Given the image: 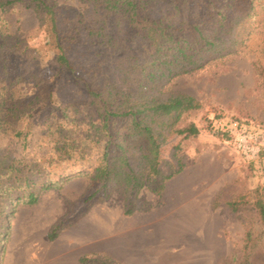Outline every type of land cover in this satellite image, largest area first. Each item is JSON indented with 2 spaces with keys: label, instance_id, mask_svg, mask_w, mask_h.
Listing matches in <instances>:
<instances>
[{
  "label": "rangeland",
  "instance_id": "rangeland-1",
  "mask_svg": "<svg viewBox=\"0 0 264 264\" xmlns=\"http://www.w3.org/2000/svg\"><path fill=\"white\" fill-rule=\"evenodd\" d=\"M15 1L18 3L0 9V45H12L0 52L7 64L0 77V184L12 186L7 195L0 193V234L9 226L6 243L0 242V264H4L8 249L35 255L43 249L57 250L48 235L60 221L65 225L57 238L62 233L70 235L68 239L77 243L72 253L84 257L85 264H264V230L251 205L256 192L264 194V147L258 156L247 158L231 140L208 127V120L215 117L264 125V25L240 53L180 76L166 87V94H185L200 104L177 125V129H184L194 124L200 134L189 139L171 138L182 148L186 169L168 182L161 196L149 188L141 192V203L152 207L136 211L147 214L135 215L141 220L135 222L134 215H124V187L98 201L99 187L91 188L78 176L67 179L59 189L41 192L38 204H16L6 215L3 211L11 198L21 193L20 180L28 177L38 187L51 172L90 171L107 142L90 126L98 122L101 107L80 106L86 78L81 65L75 74L61 73L55 65L56 52L47 46V35L39 30L40 19L29 7L31 0ZM56 1L67 16L77 14L79 19L93 7L80 0ZM113 19L108 33L117 37L116 47L113 43L106 48L97 46L96 37L84 41L93 46L96 70L100 66L104 70L100 78L106 75L119 85V65L129 64L128 54L139 53L143 40L131 29L119 33ZM8 37L14 39L7 42ZM22 41L25 44L18 45ZM81 46L83 43H77L72 49L77 57ZM26 47L31 48L27 53ZM74 61L79 64L80 59L75 57ZM18 77L23 80H16ZM18 106L29 108L19 121L11 117V110ZM128 123L121 118L111 126ZM92 194L97 196L93 199ZM240 197L250 202L234 212L228 205ZM94 226L100 228L101 236L100 245L95 246L90 241ZM248 233L252 241L246 249ZM118 240L127 241L130 248L118 251Z\"/></svg>",
  "mask_w": 264,
  "mask_h": 264
},
{
  "label": "trees",
  "instance_id": "trees-1",
  "mask_svg": "<svg viewBox=\"0 0 264 264\" xmlns=\"http://www.w3.org/2000/svg\"><path fill=\"white\" fill-rule=\"evenodd\" d=\"M80 1L93 6L80 19L77 14L67 16L56 0H31L29 7L33 8L40 19L39 30L47 35L46 44L49 49L56 52L55 65L61 73L75 74L77 66L81 65L86 78L82 88L84 100L80 106L101 107L98 122H91L90 126L98 138L104 137L107 142L97 164L90 171L80 169L75 174L51 172L38 187L28 177L24 180L18 178L21 193L11 198L10 206L3 214L12 213L9 209L16 204H38L41 192L59 189L67 179L75 176L85 178L91 188L99 187L98 201L107 200L114 190L124 187L126 217L136 211H149L152 207L140 201L141 192L149 188L161 196L168 182L186 169L181 156L182 148L179 144H173L171 138L178 135L189 139L200 134V129L194 124L177 129L184 115L198 110L200 104L185 94L168 95L165 93L166 87L180 76L203 70L217 60L240 53L255 31L264 25V0ZM16 3L15 0H0V9ZM112 16L119 33L131 29L137 31L143 40L139 53L128 54L129 64L119 65L122 81L119 85L110 82L106 75L100 78L104 70L102 66L96 70L97 66L92 63L96 56L92 55L93 46L84 41L96 37L98 40L94 42L95 45L106 48L113 43L116 47L117 37H111L108 33ZM13 39L8 37L6 41L11 42ZM22 43L24 41L18 45ZM77 43L79 46L83 43L78 57L72 50ZM11 46L0 45V52L3 53ZM29 49L26 47L25 53ZM75 57L80 59L79 64L74 61ZM1 61L3 66L0 64V77L7 65L5 56ZM16 80L23 79L18 77ZM35 100L30 104H34ZM17 108L11 110V117L19 121L29 112V108ZM121 118L128 119L129 123L118 128L111 126ZM219 119L223 118L208 120V127L216 135L230 141L228 134L215 130L214 121ZM10 184H0V193L7 195ZM96 196L92 194L90 197L94 199ZM252 199L251 205L264 230V194L256 192ZM249 202L246 197H240L228 206L238 212ZM64 225L60 221L52 227L48 238L55 240ZM5 229V233L0 234L3 245L7 240L9 226ZM251 241L252 234L248 233L246 249ZM86 262L82 259L83 264Z\"/></svg>",
  "mask_w": 264,
  "mask_h": 264
},
{
  "label": "crops",
  "instance_id": "crops-1",
  "mask_svg": "<svg viewBox=\"0 0 264 264\" xmlns=\"http://www.w3.org/2000/svg\"><path fill=\"white\" fill-rule=\"evenodd\" d=\"M183 174V173H182ZM181 174V175H182ZM181 175H179L177 178H179ZM176 179V178H175ZM147 215L143 212H136L134 213L131 218L135 219V222H138V220H141L140 217H135V215ZM92 238L90 237H83L82 240H85L87 238L92 241L93 246H95L96 243L100 245V228L95 227L93 228V233L91 234ZM70 235L62 233L60 236L53 240L54 245L58 247L57 250L54 249H43L42 251L38 252V255L35 254H26L18 251L22 250H9L6 253V256L4 258V264H83L82 259L84 257H77L74 253H72V250H74V247H77V243L69 240L68 238ZM51 241V240H50ZM127 242V241H126ZM121 243L120 240H118L116 244V249L120 252L128 250L130 248V244L127 243ZM60 247V248H59ZM15 251V252H14ZM95 254V251L93 252ZM96 254H100V251L98 250ZM128 255H124V257L127 258Z\"/></svg>",
  "mask_w": 264,
  "mask_h": 264
},
{
  "label": "built area",
  "instance_id": "built-area-1",
  "mask_svg": "<svg viewBox=\"0 0 264 264\" xmlns=\"http://www.w3.org/2000/svg\"><path fill=\"white\" fill-rule=\"evenodd\" d=\"M213 125L216 131L228 134L235 149L247 158L258 156L264 147V125L235 118L215 120Z\"/></svg>",
  "mask_w": 264,
  "mask_h": 264
}]
</instances>
